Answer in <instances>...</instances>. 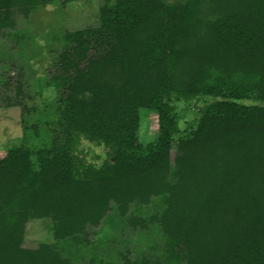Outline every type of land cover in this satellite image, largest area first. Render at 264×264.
Masks as SVG:
<instances>
[{
  "label": "trees",
  "instance_id": "1",
  "mask_svg": "<svg viewBox=\"0 0 264 264\" xmlns=\"http://www.w3.org/2000/svg\"><path fill=\"white\" fill-rule=\"evenodd\" d=\"M101 1L94 26L64 33L39 86L47 139L30 144L39 126L23 124L0 157V264H71L47 243L21 246L31 217L61 239L96 224L108 200L122 209L150 195L182 264H264V0ZM43 2L0 0V26ZM171 94L202 98L195 128L178 127ZM140 109L156 117L147 141ZM80 136L108 159L85 163Z\"/></svg>",
  "mask_w": 264,
  "mask_h": 264
},
{
  "label": "rangeland",
  "instance_id": "2",
  "mask_svg": "<svg viewBox=\"0 0 264 264\" xmlns=\"http://www.w3.org/2000/svg\"><path fill=\"white\" fill-rule=\"evenodd\" d=\"M101 3V0H45L26 16L14 9L10 14L12 25L0 26V157L8 147L21 142L23 124L36 122L39 126L37 136L27 130L30 144L38 145L47 139L43 120L48 118L44 115L48 100L44 96L50 89L39 86L54 70L56 56L64 44V33L94 26ZM171 98L178 127L195 128L196 108L202 98L184 100L178 96L174 99L172 94ZM139 115L138 137L147 141L156 131V117L144 109L139 110ZM175 147L173 141L170 156ZM76 150L85 163L97 165L108 159L106 147L81 136ZM163 208L164 202L157 195H150L145 202L130 200L122 209L108 200L96 224H86L81 233L61 239L54 237L52 220L31 217L24 224L21 246L34 248L39 243H47L71 264H86L89 258L115 264L123 257H145L148 264H182L166 251V234L157 220Z\"/></svg>",
  "mask_w": 264,
  "mask_h": 264
}]
</instances>
